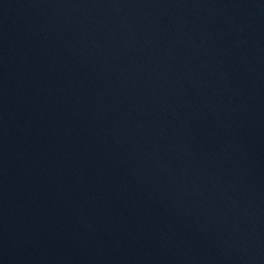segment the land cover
Wrapping results in <instances>:
<instances>
[{
	"label": "water",
	"instance_id": "obj_1",
	"mask_svg": "<svg viewBox=\"0 0 264 264\" xmlns=\"http://www.w3.org/2000/svg\"><path fill=\"white\" fill-rule=\"evenodd\" d=\"M0 264H264V0H0Z\"/></svg>",
	"mask_w": 264,
	"mask_h": 264
}]
</instances>
